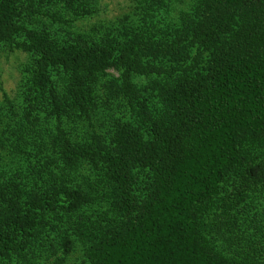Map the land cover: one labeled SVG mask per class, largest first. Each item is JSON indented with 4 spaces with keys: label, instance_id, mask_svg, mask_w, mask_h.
<instances>
[{
    "label": "trees",
    "instance_id": "trees-1",
    "mask_svg": "<svg viewBox=\"0 0 264 264\" xmlns=\"http://www.w3.org/2000/svg\"><path fill=\"white\" fill-rule=\"evenodd\" d=\"M99 1L0 0V46L33 61L25 112L0 114V260L264 264V0L171 22L155 0L70 40L26 26Z\"/></svg>",
    "mask_w": 264,
    "mask_h": 264
},
{
    "label": "rangeland",
    "instance_id": "rangeland-1",
    "mask_svg": "<svg viewBox=\"0 0 264 264\" xmlns=\"http://www.w3.org/2000/svg\"><path fill=\"white\" fill-rule=\"evenodd\" d=\"M153 1L155 0H100L99 10L96 15L82 20H75L69 28L48 16L41 15H36L37 19L34 21V25L32 18H29L26 26L31 28L34 26L33 28L51 29L54 31L53 34H56L61 40H70L71 37H73L70 35V33L73 32L72 30L79 31L82 34H88L97 30L100 32L102 29L104 32H111L110 30L118 28L121 32L124 25H135V22L138 23V18L144 13L143 7H146L148 3L151 4ZM165 1L167 4H170L168 9L163 10L162 6H157V12L159 13L158 17H162L167 22L181 20L182 17L192 12L198 3V0ZM59 8L63 12V15L68 12L67 18H76L70 10L64 8V4H60ZM46 25L47 27H45ZM117 33H119V31H117ZM32 64L33 61L30 53L22 49L9 51L7 48H2V46H0V114L8 113L10 115L12 108L14 111H20L19 113H21V111L25 112L26 103H24L23 95L32 74ZM107 72L115 77L121 76V72L114 68L109 69ZM136 81L139 87L147 83L146 77L136 78ZM78 256L79 255L76 254L75 256L67 258L64 264H76ZM41 257V259L36 258L35 262L41 264L45 263L46 256L42 255ZM0 264L7 263H3L0 260ZM10 264H27V262H15ZM48 264L55 263L50 261Z\"/></svg>",
    "mask_w": 264,
    "mask_h": 264
}]
</instances>
